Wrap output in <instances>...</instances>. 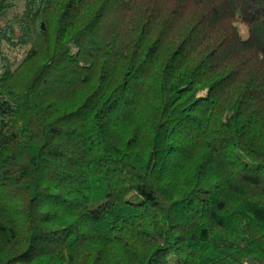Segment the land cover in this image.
<instances>
[{
  "label": "trees",
  "instance_id": "1",
  "mask_svg": "<svg viewBox=\"0 0 264 264\" xmlns=\"http://www.w3.org/2000/svg\"><path fill=\"white\" fill-rule=\"evenodd\" d=\"M0 264H264V0H0Z\"/></svg>",
  "mask_w": 264,
  "mask_h": 264
},
{
  "label": "rangeland",
  "instance_id": "2",
  "mask_svg": "<svg viewBox=\"0 0 264 264\" xmlns=\"http://www.w3.org/2000/svg\"><path fill=\"white\" fill-rule=\"evenodd\" d=\"M241 30H242L243 34L245 35V31H244V29H243V28H241Z\"/></svg>",
  "mask_w": 264,
  "mask_h": 264
}]
</instances>
